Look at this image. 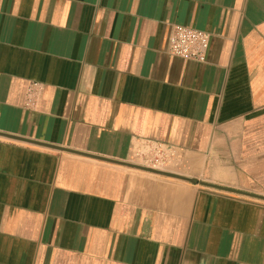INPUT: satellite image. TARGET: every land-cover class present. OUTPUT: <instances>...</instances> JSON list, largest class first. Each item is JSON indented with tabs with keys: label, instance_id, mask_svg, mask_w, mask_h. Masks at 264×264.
<instances>
[{
	"label": "crops",
	"instance_id": "crops-1",
	"mask_svg": "<svg viewBox=\"0 0 264 264\" xmlns=\"http://www.w3.org/2000/svg\"><path fill=\"white\" fill-rule=\"evenodd\" d=\"M157 149L198 181L131 165ZM241 191L264 196V0H0V264H264Z\"/></svg>",
	"mask_w": 264,
	"mask_h": 264
},
{
	"label": "built area",
	"instance_id": "built-area-1",
	"mask_svg": "<svg viewBox=\"0 0 264 264\" xmlns=\"http://www.w3.org/2000/svg\"><path fill=\"white\" fill-rule=\"evenodd\" d=\"M210 45V34L202 29L176 24L169 40V51L173 55L204 62Z\"/></svg>",
	"mask_w": 264,
	"mask_h": 264
},
{
	"label": "rangeland",
	"instance_id": "rangeland-1",
	"mask_svg": "<svg viewBox=\"0 0 264 264\" xmlns=\"http://www.w3.org/2000/svg\"><path fill=\"white\" fill-rule=\"evenodd\" d=\"M170 157L171 154H168L164 149H157L156 151L147 155L145 164L153 168L164 169L167 167L166 163L168 162Z\"/></svg>",
	"mask_w": 264,
	"mask_h": 264
},
{
	"label": "water",
	"instance_id": "water-1",
	"mask_svg": "<svg viewBox=\"0 0 264 264\" xmlns=\"http://www.w3.org/2000/svg\"><path fill=\"white\" fill-rule=\"evenodd\" d=\"M6 135L10 136V137H15L13 135H8V134H6ZM17 138H20V137H17ZM131 165H134V166H137V167H140V168H143V169H148V170H151V171H155V172L165 173V174L173 175V176H176V177L188 179V180H190L192 182H197L198 181L197 179H194V178H191V177H187V176L179 174V173L169 172V171L160 170V169H156V168H152V167H148V166H143V165H137V164H131ZM202 183L206 184V185H211V186H214V187L226 188V187H222V186H219V185H216V184H213V183H209V182H204L203 181ZM226 189H228V188H226ZM241 192L249 194V195H253V196H258V197L264 198V196H261V195H256V194L249 193V192H244V191H241Z\"/></svg>",
	"mask_w": 264,
	"mask_h": 264
}]
</instances>
